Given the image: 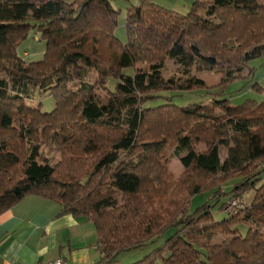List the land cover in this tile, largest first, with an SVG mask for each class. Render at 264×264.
<instances>
[{"label": "trees", "instance_id": "16d2710c", "mask_svg": "<svg viewBox=\"0 0 264 264\" xmlns=\"http://www.w3.org/2000/svg\"><path fill=\"white\" fill-rule=\"evenodd\" d=\"M119 13L112 0H0V215L28 195L55 201L91 220L102 264L149 245L128 264H264V98L220 96L264 56V0H194L186 12L137 0L125 42ZM30 39L44 51L27 61ZM196 90L216 92L172 102ZM50 142L55 161L42 152ZM171 146L183 154L177 177ZM204 191L227 197L220 219L209 202L190 211Z\"/></svg>", "mask_w": 264, "mask_h": 264}, {"label": "crops", "instance_id": "0c3cea01", "mask_svg": "<svg viewBox=\"0 0 264 264\" xmlns=\"http://www.w3.org/2000/svg\"><path fill=\"white\" fill-rule=\"evenodd\" d=\"M152 1L179 12L188 11L194 2ZM122 2L127 5L126 10L137 4V0H112L115 8ZM24 44L44 49L35 39ZM95 242V228L90 219L62 213L58 203L44 197L28 195L0 215V264H45L58 256L67 258L71 264H102Z\"/></svg>", "mask_w": 264, "mask_h": 264}, {"label": "rangeland", "instance_id": "374dc122", "mask_svg": "<svg viewBox=\"0 0 264 264\" xmlns=\"http://www.w3.org/2000/svg\"><path fill=\"white\" fill-rule=\"evenodd\" d=\"M126 7L127 5H125L123 2L121 3L120 6L116 7L120 10V13L118 16L117 27L114 31V34L122 42H125L127 39L126 28H125ZM182 12H186V11H182ZM23 51H26L24 52V55L27 54L28 57L27 61H30L33 59L41 58L44 49L43 51L37 49V47L34 44H32L29 45L28 47L26 46L23 49ZM249 70L250 73H248ZM193 73L201 77L204 80L207 87L216 86L221 78V74L214 71L196 72L194 70ZM256 84L261 87L262 89L261 91H257L255 89ZM203 92L205 91L196 90L192 93H183L181 95L178 94L173 96L172 102L176 105H186L188 103L196 102L199 100L204 101L209 96L214 95V92L216 91H213L212 94H204ZM220 96L227 98L231 105H239L245 102L247 99L260 101L262 98H264V56L249 61L247 63V68L244 70V74L240 78L233 80L225 88H223L221 90ZM40 99L44 105L43 109H45L46 111H50L54 108V101L51 97L41 96ZM35 101L30 103L36 104ZM198 147L200 149L204 148L202 145H199ZM42 152L43 155L51 158L53 161H55L58 157V154L55 151V145L52 142H50L49 144H44L42 146ZM225 154H226V149L223 146H220V157L222 160L225 158ZM181 155L183 154H179L173 146H171L167 151V159H168L167 167L169 168L171 173L176 177L179 176L183 170L179 160V157ZM262 181H264V178L258 181L256 185H259ZM232 185H233V181H230L228 183H225L223 185V188L226 190L229 189ZM212 193H213L212 191H204L194 195L190 201V206H189L190 211L195 210V208L201 206L204 202H209L211 205L210 210H212V212L214 213L215 218L220 219L223 215H225V212L218 210V206L221 204V202L227 201V197L222 196L215 203V198L211 197ZM252 194L253 192L251 191L245 195L246 196L245 202L249 200L247 198H251ZM232 202L230 204H232ZM241 229L242 231H244L245 227H241ZM170 232L171 230H169L166 234L168 235ZM163 239L164 238L162 237L160 241H162ZM152 247H153L152 245H149L140 250H134L131 252L123 253L119 260L121 262L122 261L126 262V264L131 262H136L139 259H141L146 253H148L152 249Z\"/></svg>", "mask_w": 264, "mask_h": 264}, {"label": "built area", "instance_id": "2783aa9c", "mask_svg": "<svg viewBox=\"0 0 264 264\" xmlns=\"http://www.w3.org/2000/svg\"><path fill=\"white\" fill-rule=\"evenodd\" d=\"M231 205H239V204L237 203V201L236 202L233 201ZM45 264H71V263L69 262L67 258L58 256Z\"/></svg>", "mask_w": 264, "mask_h": 264}]
</instances>
